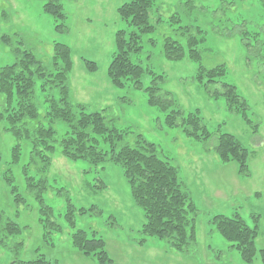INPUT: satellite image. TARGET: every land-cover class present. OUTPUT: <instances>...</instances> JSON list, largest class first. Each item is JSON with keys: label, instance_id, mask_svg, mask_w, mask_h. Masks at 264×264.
I'll return each instance as SVG.
<instances>
[{"label": "rangeland", "instance_id": "374dc122", "mask_svg": "<svg viewBox=\"0 0 264 264\" xmlns=\"http://www.w3.org/2000/svg\"><path fill=\"white\" fill-rule=\"evenodd\" d=\"M128 1L56 0L61 16L54 17L44 10L48 0H0V68L15 61V50L31 52L50 66L55 45H65L71 62L68 100L87 113L104 111L108 127L125 133V143L132 145L141 136L155 146L159 157L178 168L179 182L197 211L196 244L177 253L167 242L141 233L144 214L120 166L68 160L56 143L42 170L44 163L32 153L30 142H17L0 121V210L19 228L6 245L0 244V264L38 256L52 264H96L73 246L77 230L95 232L104 241L107 264H245L210 224L215 215L234 213L249 227H257L255 247L264 250V0H152L149 23L154 31L142 35L141 51L129 56L145 69L140 89L130 80L117 88L108 75L116 34L134 30L118 15ZM188 37L198 40L200 60L190 57ZM167 38L182 46L181 59L165 58ZM200 67L207 74L201 76ZM152 82L159 95L169 93L164 98L172 106L149 104L146 90ZM41 84L38 79L34 86L37 123L51 127L58 141L68 126L49 121L45 99H58L59 90L47 86L43 91ZM223 84L235 88L244 106L230 104ZM173 109L184 116L197 112L210 133L232 135L248 152L249 175H239L235 162L219 160L216 138L197 141L179 125L169 127L166 116ZM40 179L46 181L42 203L51 213H41ZM251 264H262L259 252Z\"/></svg>", "mask_w": 264, "mask_h": 264}, {"label": "trees", "instance_id": "16d2710c", "mask_svg": "<svg viewBox=\"0 0 264 264\" xmlns=\"http://www.w3.org/2000/svg\"><path fill=\"white\" fill-rule=\"evenodd\" d=\"M48 1L50 3L44 6V10L54 17H60L59 6L54 3L56 0ZM152 3V0H129L118 9L120 18L134 30L128 34L125 31L116 34L117 50L108 69V75L117 88H121L127 80L132 82L135 89L141 88L140 79L145 69L133 64L129 56L141 51L142 35L154 31V26L149 23ZM187 42L190 57L200 60V53L196 49L198 40L188 37ZM15 51V61L0 68L2 96L0 121L6 125L4 130L10 132L17 142L20 140L30 142L32 153L40 157L44 163L42 170L48 166L49 155L53 154L56 143L62 156L68 160L87 161L91 165L111 162L120 166L130 187L132 199L144 214L141 233L167 242L177 253L188 252V249L196 244L194 225L197 211L188 191L179 182L178 168L167 159L159 157L155 146L141 136H137L132 145L125 143V133L108 127L104 111L87 113L82 105L72 104L68 100L66 78L71 62L65 45L58 43L55 45L50 66L37 61L31 52ZM163 52L168 60L177 61L183 57L182 46L168 38L164 40ZM203 71L200 67V75L206 73ZM214 72L215 70L210 71L209 77L212 80ZM38 79L42 83L43 91L47 86L48 89L59 90L58 99L52 96L45 99L48 104L46 116L49 121L60 120L68 126V130L58 141L51 127L37 123L38 110L34 102V86ZM223 86L226 90L224 96L230 104L237 103L244 106L234 87L224 84ZM159 90L154 82L147 88L149 104L163 109L172 106V101L164 98L168 97L169 93L164 92L159 95ZM166 124L171 128L179 125L187 137L197 141L216 138L214 148L219 160L223 164L235 162L238 165L239 175H249L247 150L230 134L208 132L197 112L184 116L178 109H173L166 116ZM99 139L106 145V149L100 148ZM13 151V158L16 161L19 156L18 144L13 147ZM4 179L8 183L11 181L7 176ZM39 182L37 199L41 204V213H51V209L43 205L40 196L46 187V181L40 179ZM84 212L85 210L81 209L80 213ZM47 221L49 223L48 219ZM210 224L214 231L230 242V247L239 253L243 263L251 264L259 252L261 263L264 264V250L257 251L255 247L257 227H249L237 213L231 217L215 215L211 218ZM17 233H19L18 226L0 210V244L6 245ZM71 241L77 251L93 257L96 264L110 262L105 251V243L96 236L95 232L88 235L83 230H77L73 233ZM18 263L52 264L42 256Z\"/></svg>", "mask_w": 264, "mask_h": 264}]
</instances>
